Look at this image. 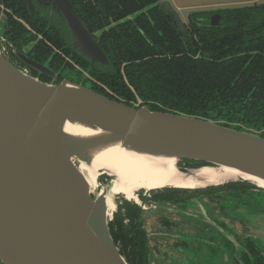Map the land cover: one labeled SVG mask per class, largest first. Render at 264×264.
<instances>
[{"label":"water","instance_id":"95a60500","mask_svg":"<svg viewBox=\"0 0 264 264\" xmlns=\"http://www.w3.org/2000/svg\"><path fill=\"white\" fill-rule=\"evenodd\" d=\"M53 1L73 47L91 62L107 64L69 1ZM159 4L172 10L181 29L171 3ZM68 126L91 132L73 133ZM112 146L172 157L183 177H195L205 166L241 174L192 189L229 182L264 189L255 181L264 182V137L196 116L131 106L69 80L43 82L16 68L0 50V264H129L109 229L115 211L114 200L111 211L106 201L111 184L99 185L101 175L115 176L99 171L92 188L79 169Z\"/></svg>","mask_w":264,"mask_h":264},{"label":"trees","instance_id":"16d2710c","mask_svg":"<svg viewBox=\"0 0 264 264\" xmlns=\"http://www.w3.org/2000/svg\"><path fill=\"white\" fill-rule=\"evenodd\" d=\"M71 1L89 31L102 29L98 43L113 70L105 74L104 83L115 92V99L131 106L145 105L151 110L212 120L264 137L257 129L264 125L261 121L264 82L254 79V90L245 102V91L253 83L249 86L252 80L249 72L243 78L246 70L256 71L258 62L255 60L262 52L264 54V1L213 10L220 15L219 25L199 28L198 41L193 39L188 45L182 43L170 22L160 18L156 11L160 0ZM209 12L195 11L196 14ZM20 15L31 20L30 15ZM242 32H257L260 39H253L254 43L248 48L239 38ZM196 54L199 57H193ZM183 163L187 166L203 164ZM116 212L117 209L109 222L111 236L122 246L129 264H134L132 255L126 251L132 244L131 239L116 230Z\"/></svg>","mask_w":264,"mask_h":264},{"label":"flooded vegetation","instance_id":"af4514ba","mask_svg":"<svg viewBox=\"0 0 264 264\" xmlns=\"http://www.w3.org/2000/svg\"><path fill=\"white\" fill-rule=\"evenodd\" d=\"M68 1L81 23L98 42V34H101L102 29L89 31L85 23L79 17L72 1ZM7 2L13 3L15 7L12 8ZM161 2L164 3V6L166 3H169L168 0L158 1L156 3L158 10L156 11L164 22L168 21L175 27L183 44L187 42L188 45L192 43L193 39L198 41L196 31L199 28L204 26H218L220 23V15L216 11L201 9L210 12L196 14L195 11L200 10H193L186 15H182L179 13V9L173 7V10L181 21L182 28L180 29L172 10L169 8H162L159 4ZM138 13L136 12L135 14ZM20 14L30 15L31 20L25 19ZM147 19L151 21L148 16ZM0 23L3 25V28L0 29V50L2 55L19 70L43 82L69 80L80 83L104 96H111L109 98L117 100L115 99L117 96L112 88L104 83L105 74L113 72L108 57L107 64L93 63L89 58L73 47L72 36L68 24L55 1L0 0ZM12 34H15V36ZM238 35L240 39L244 40L243 43L247 45L248 48L254 43L253 39H260V34L257 32H242ZM197 44H199V42H197ZM262 47L264 49V42ZM155 57L162 56L155 55ZM193 57L196 58L199 57V55L196 54ZM24 58L46 67V72L30 65ZM243 61L246 62L244 59ZM255 61L258 62L256 71L253 73L246 70L245 75H243V78L249 73V75L252 76L249 86L256 78L264 82L263 52L260 58ZM86 82H88V84H86ZM254 83L249 90L245 91V102L249 100V95L254 90L252 88ZM261 91L264 94V90ZM261 121L262 124H264V117L261 118ZM257 129L264 133V125ZM256 195H261L264 201L263 188L239 182H229L217 187L204 188L200 191L192 188L175 187L139 189L136 192V199H127L125 197L117 203L116 230H121L120 233L123 237L126 236L131 239L132 244L126 251L129 256L132 255L134 264H152V250L149 234L144 226L143 220V212L148 206H151L153 203H179L182 206L193 201L192 199L199 201L203 197L215 198L218 196V198H220L218 203H216L219 204L216 206L219 208L218 212L224 217H236L239 215L238 209L240 205L253 204L251 202L257 200V197H255ZM225 196H232L234 201L223 199L221 202V199ZM212 200L214 201V199ZM198 215L199 218L204 221V224H197L196 228L200 229V231L197 233L198 235H196L195 241L205 246L208 252L212 253V251L220 249L219 247L222 246L219 244L222 243L223 246L228 247L226 252L230 254L233 264H264V251L261 247L252 242L249 237L244 236L242 239H234L235 241L233 242L231 238L233 239L234 235L223 220L219 221L218 219L212 218V215L207 214H202L201 216L199 212ZM206 219L209 220L207 221ZM167 221L168 220H165V222ZM217 226L220 229H217ZM208 232H217L219 234L218 243L213 240ZM180 244H182L184 248L189 247V245L186 246L184 242H180ZM223 252H225V250L222 247V253Z\"/></svg>","mask_w":264,"mask_h":264},{"label":"rangeland","instance_id":"374dc122","mask_svg":"<svg viewBox=\"0 0 264 264\" xmlns=\"http://www.w3.org/2000/svg\"><path fill=\"white\" fill-rule=\"evenodd\" d=\"M224 1L227 0H173L170 3L175 9L179 7V13L182 15H186L193 10H209V8L215 9L225 6L245 5L243 3H220ZM260 1L262 0L256 2ZM209 3L211 4L210 7L200 6L201 4ZM2 26L0 23V29L3 28ZM111 180L110 176L103 174L99 178V185H104L105 183L108 185L111 184L109 193L107 194L108 207L109 211L114 209V200L116 211L119 200L125 197L127 199H136V192L138 190L130 192L124 189L116 178L112 182ZM230 197H223L221 202L223 199L233 202L234 198L232 196ZM255 197H257V200L252 201L251 203L253 204L240 205L238 209L239 215L236 217H224L218 212L219 208L216 207L219 205L216 204L220 199L218 196L215 198L203 197L199 201L192 199L193 201L182 206L179 203H153L151 206H148L143 212V220L144 226L149 234L152 264H233L230 254L226 252L228 247L223 246L222 243L219 245L223 247L225 252L222 253V247H219L221 250L216 249L210 253L206 250L207 248L205 246L195 241V237L200 231V229L196 228L197 224H204V221L199 218L198 212L201 216L202 214H207L212 215V218L218 219L219 221L223 220L234 235V237L232 236L233 239L230 236L231 241L234 242L238 238L242 239L244 236H247L264 251V201L261 195H256ZM165 220L168 221L165 222ZM206 220L208 221L209 219ZM217 229L220 228L217 226ZM208 234L218 243L219 234L217 232H208ZM180 242H184L189 247H182L183 245Z\"/></svg>","mask_w":264,"mask_h":264},{"label":"bare ground","instance_id":"6f19581e","mask_svg":"<svg viewBox=\"0 0 264 264\" xmlns=\"http://www.w3.org/2000/svg\"><path fill=\"white\" fill-rule=\"evenodd\" d=\"M66 129L80 134L91 132L79 127L68 126ZM79 169L92 188L98 186L97 175L99 171L104 170L114 175L119 184L130 192L165 186L194 188L200 185L218 183L226 179H235L241 175L228 167L205 166L196 171L195 177L197 179L195 177H183L177 172L175 159L172 157L137 153L120 146H112L98 151L89 164L80 163ZM255 181L264 187V182ZM106 201L108 205L107 196Z\"/></svg>","mask_w":264,"mask_h":264},{"label":"crops","instance_id":"0c3cea01","mask_svg":"<svg viewBox=\"0 0 264 264\" xmlns=\"http://www.w3.org/2000/svg\"><path fill=\"white\" fill-rule=\"evenodd\" d=\"M168 1L169 2L171 1L172 2L173 0H168ZM256 1H258V0H227V1H224V2H220V3L221 4L243 3V4L246 5V4L254 3ZM200 6L201 7H205V6L210 7L211 4L210 3L209 4H201ZM177 9H180V8L178 7Z\"/></svg>","mask_w":264,"mask_h":264}]
</instances>
